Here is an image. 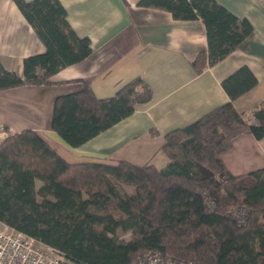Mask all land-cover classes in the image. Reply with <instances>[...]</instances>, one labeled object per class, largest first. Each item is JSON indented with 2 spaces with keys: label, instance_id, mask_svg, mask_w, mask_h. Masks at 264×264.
<instances>
[{
  "label": "trees",
  "instance_id": "1",
  "mask_svg": "<svg viewBox=\"0 0 264 264\" xmlns=\"http://www.w3.org/2000/svg\"><path fill=\"white\" fill-rule=\"evenodd\" d=\"M13 1L45 50L23 58L22 76L0 65V89L47 82L90 55V39L70 26L60 0ZM138 5L167 10L176 19H202L207 49L191 61L196 73L241 45L253 29L216 0ZM256 83L247 65L223 78L228 101L165 133L163 167L126 159L69 161L36 130L9 132L0 141V221L57 249L59 264H131L148 249L191 264H264V168L233 174L221 160L236 135L264 136V100L251 119L233 103ZM150 98L141 77L103 98L84 82L55 96L51 128L77 147ZM124 186L134 189L127 193ZM238 208H244L243 222L232 213Z\"/></svg>",
  "mask_w": 264,
  "mask_h": 264
},
{
  "label": "crops",
  "instance_id": "2",
  "mask_svg": "<svg viewBox=\"0 0 264 264\" xmlns=\"http://www.w3.org/2000/svg\"><path fill=\"white\" fill-rule=\"evenodd\" d=\"M216 1L246 17L253 29L241 45L196 73L191 61L207 49L201 18L176 19L167 10L140 6L138 0H60L70 26L90 39L92 51L47 82L0 89V123L8 133L38 131L69 161L126 159L163 167L168 161L161 148L165 133L228 101L221 81L241 65L252 70L257 83L233 103L251 119L253 109L264 100V7L259 0ZM44 50L15 2L0 0V65L22 76L23 58ZM136 77L150 86V100L137 103L129 116L85 143L71 147L51 128L56 95L87 82L96 97H108ZM221 160L233 174L264 168V136L236 135Z\"/></svg>",
  "mask_w": 264,
  "mask_h": 264
},
{
  "label": "built area",
  "instance_id": "3",
  "mask_svg": "<svg viewBox=\"0 0 264 264\" xmlns=\"http://www.w3.org/2000/svg\"><path fill=\"white\" fill-rule=\"evenodd\" d=\"M259 1L264 7V0ZM7 134L6 128L0 123V141ZM232 213L237 220L244 221V208ZM62 260L61 253L54 247L0 221V264H59ZM168 261L171 264H191L189 261L163 256L154 249L140 251L131 264H165Z\"/></svg>",
  "mask_w": 264,
  "mask_h": 264
},
{
  "label": "rangeland",
  "instance_id": "4",
  "mask_svg": "<svg viewBox=\"0 0 264 264\" xmlns=\"http://www.w3.org/2000/svg\"><path fill=\"white\" fill-rule=\"evenodd\" d=\"M58 149H59V151H62V152H63V150H62L60 147H59ZM69 153H70V152H69ZM67 154H68V153H67ZM67 154H66V155H67ZM67 157H72V156L69 155V156H67ZM39 183H41V181H40V180H37V186H38ZM124 189H125V191H126L127 193H130V192L133 191L134 188H133V186H124ZM122 236H123L124 238H127L129 235H128V233H123Z\"/></svg>",
  "mask_w": 264,
  "mask_h": 264
}]
</instances>
